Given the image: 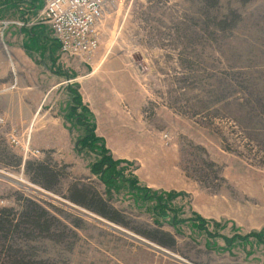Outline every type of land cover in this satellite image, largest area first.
Returning a JSON list of instances; mask_svg holds the SVG:
<instances>
[{"label":"rangeland","instance_id":"1","mask_svg":"<svg viewBox=\"0 0 264 264\" xmlns=\"http://www.w3.org/2000/svg\"><path fill=\"white\" fill-rule=\"evenodd\" d=\"M33 2L0 0L1 49L67 59L38 86L71 112L0 116V264H264V0H119L89 63Z\"/></svg>","mask_w":264,"mask_h":264},{"label":"crops","instance_id":"2","mask_svg":"<svg viewBox=\"0 0 264 264\" xmlns=\"http://www.w3.org/2000/svg\"><path fill=\"white\" fill-rule=\"evenodd\" d=\"M19 8H21V10H19L21 12L23 9L27 21L24 24V30L30 31L41 11L42 4L39 0H35L27 9H25V4ZM23 34L25 35L26 33ZM20 36L22 39V35ZM41 37H44V35ZM29 38L31 41L32 38H35V34L30 33ZM4 41L6 42L5 39ZM4 50L7 51L6 49ZM4 50L1 49L0 44V85L4 87L13 86V88L0 96V116L8 123V128L11 131L21 130L18 128L16 122H28L29 126H31L38 120L46 121L52 119L60 121V119H62V117L59 116L60 114L67 112L68 115V112H71L72 100L69 92L65 91L64 93H60L59 90L60 87L65 86L64 83H61V85L57 83L50 88L48 86H38V75L39 77L43 75L38 69V64L43 65L46 78H56V76L60 75H58L57 72H52V65L51 68L47 63L50 61L54 64L55 60H52L53 57H58L60 67H68L69 64L67 59L63 57L60 58L59 53L57 54L55 50L41 52L39 55L36 49L25 47H16L9 53ZM40 56L43 60H39ZM56 67L59 68V65L56 64ZM62 93L64 94L63 100L61 96ZM59 94L60 99L58 97L57 99L52 97L54 95L59 96ZM49 96L52 98L49 100V103L46 104V98H49ZM44 105L46 106L44 107ZM41 114L43 115L41 116ZM62 131L65 130L63 129Z\"/></svg>","mask_w":264,"mask_h":264},{"label":"built area","instance_id":"3","mask_svg":"<svg viewBox=\"0 0 264 264\" xmlns=\"http://www.w3.org/2000/svg\"><path fill=\"white\" fill-rule=\"evenodd\" d=\"M40 23L47 25L59 51L89 63L99 47V28L109 7L119 0H39ZM4 91L0 89V93ZM12 143L19 145L14 140Z\"/></svg>","mask_w":264,"mask_h":264},{"label":"trees","instance_id":"4","mask_svg":"<svg viewBox=\"0 0 264 264\" xmlns=\"http://www.w3.org/2000/svg\"><path fill=\"white\" fill-rule=\"evenodd\" d=\"M107 168H106V170L109 171L110 168L109 169H107ZM35 171H36L37 177H39L41 180H45L47 182L52 181L53 180V177L55 176L51 171H49L47 169H43L42 167L38 168ZM79 198H80V200L85 201V195L84 194H82V195L80 194ZM91 205L92 206H96V207H98L100 209L103 208V205L100 203V201L99 200H96V199H93V201L91 202ZM29 217L31 218V221H34V224H35L36 221H38V223H39V221L41 220V218H47V215L44 212L40 211V215L36 218V220H33V217L34 216H32V215H30ZM3 225L8 226L7 222H5V220L2 221V219H0V228L1 229H2V226Z\"/></svg>","mask_w":264,"mask_h":264}]
</instances>
